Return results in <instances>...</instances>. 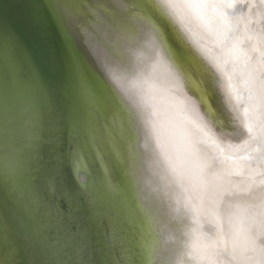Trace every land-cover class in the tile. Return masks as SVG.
<instances>
[{
  "label": "bare ground",
  "instance_id": "bare-ground-1",
  "mask_svg": "<svg viewBox=\"0 0 264 264\" xmlns=\"http://www.w3.org/2000/svg\"><path fill=\"white\" fill-rule=\"evenodd\" d=\"M68 6L69 27L107 92L105 113L87 98L126 169L152 264H260L264 2L68 0ZM146 6H158L194 45L191 38L197 39L225 73L214 84H223L230 125L221 126L195 105L210 108L191 61L168 40L160 20L147 16ZM178 67L193 87L194 102L175 86ZM242 122L251 127L257 153L243 142ZM103 168L109 179L104 163Z\"/></svg>",
  "mask_w": 264,
  "mask_h": 264
},
{
  "label": "snow or ice",
  "instance_id": "snow-or-ice-1",
  "mask_svg": "<svg viewBox=\"0 0 264 264\" xmlns=\"http://www.w3.org/2000/svg\"><path fill=\"white\" fill-rule=\"evenodd\" d=\"M155 7L160 18L171 24L167 15ZM31 10L42 35H47L50 20L67 37L68 15L61 0H34ZM21 54L27 68L24 75L20 73ZM48 62L55 63L51 54ZM86 87L74 59L65 66L62 76L45 75L25 48L22 36L0 16V236L19 231L23 250L31 256L28 264H117L112 259L113 238L98 229V214L91 207L106 200L103 182L87 194L64 193L63 199L70 203L82 202L67 212L55 201L40 197L35 188L37 178L45 170L46 151L57 159V154L63 155L65 163L72 156L75 164L79 163L80 150L92 148L93 137L78 115ZM22 105L29 114L27 144L20 135ZM65 121L73 138V147L66 154L63 151ZM246 127L251 132V127L247 124ZM41 202L45 212L38 216L35 207ZM20 250L19 245L14 249L17 253ZM260 252L264 256V244ZM260 264H264V259Z\"/></svg>",
  "mask_w": 264,
  "mask_h": 264
},
{
  "label": "water",
  "instance_id": "water-1",
  "mask_svg": "<svg viewBox=\"0 0 264 264\" xmlns=\"http://www.w3.org/2000/svg\"><path fill=\"white\" fill-rule=\"evenodd\" d=\"M33 2L34 0H0V16H3L22 36L25 48L45 75L55 73L58 77L62 76L65 66L71 60L74 59L77 62L79 71L87 85L86 91L79 101L80 111L78 115L81 122L87 126L89 135L93 137L92 148L90 150H80L79 163L74 164L72 156H69L67 163H65L63 155L57 154L59 156V159H57V157L49 155L46 151L43 162L45 170L36 180V191L40 197H47L55 201L67 212L70 208L74 209L82 202L77 200L70 203L67 199H63L64 193L79 191L87 194L95 190V182L100 179L104 184L106 200L104 202L97 201L91 207L98 214L96 220L98 229L113 238L112 259L117 264H144L145 261H150L146 246L149 244V240L143 233L142 226L144 227V225L138 216L126 169L110 148L106 137L96 122V117L87 98L90 96L96 108L101 113H105L107 100L105 87L98 79V71L94 68L93 62L88 58L87 53H85L86 50L80 45L78 38L74 37L68 22L65 29L67 37L57 31L50 20L47 26V35L41 34L40 26L32 18L31 4ZM126 2L128 3V1ZM63 4L71 12L68 0H63ZM143 9L147 16L152 15L154 19L160 20L169 35L168 40H172L179 53L191 61L190 68L193 71L196 85L200 84L204 89V93L206 92L211 109L207 108V105L201 107L196 102L195 105L201 108L200 110L207 116L218 120L221 126L230 125L232 114L226 106L222 94L221 87L223 84L222 82L220 85V82L217 85L214 84L216 79L217 81L225 79V73L221 72L219 66L203 51L204 49L196 44L197 39L191 38L195 43L194 45L172 20H170L171 24L165 23L156 11V7L146 6ZM49 54L54 57V64L48 62ZM175 70L177 71L176 68ZM178 70L177 73H179L183 82L178 77L180 81L175 82V86L183 88L184 94L187 96L186 101H188V98L192 100L191 89L193 87L180 72V67H178ZM26 71L27 68L23 63L21 54V75H24ZM202 71L207 72L210 77L209 80L203 79ZM179 75L177 74V76ZM21 113L20 135L22 141L27 144L30 136L29 114L23 105ZM239 131L249 152L257 153L259 148L253 141L250 132L244 127L243 122ZM63 141V151L66 154L73 147L72 130L67 121H65L63 127ZM251 159L248 162L256 167L257 164ZM103 163L108 168L109 179L104 173ZM57 169H59V173ZM78 172L85 176L84 181L80 179ZM35 211L38 216H43L45 212L44 204L39 203L35 207ZM140 225L142 226L140 227ZM69 228L71 230V224ZM49 236H51V233H49ZM17 245L21 248L19 253L14 251ZM30 259V254L23 250V237L19 231L14 230L10 236H0V264H28Z\"/></svg>",
  "mask_w": 264,
  "mask_h": 264
},
{
  "label": "rangeland",
  "instance_id": "rangeland-1",
  "mask_svg": "<svg viewBox=\"0 0 264 264\" xmlns=\"http://www.w3.org/2000/svg\"><path fill=\"white\" fill-rule=\"evenodd\" d=\"M101 182L102 181L100 179H97V181L95 182V189L100 186Z\"/></svg>",
  "mask_w": 264,
  "mask_h": 264
}]
</instances>
